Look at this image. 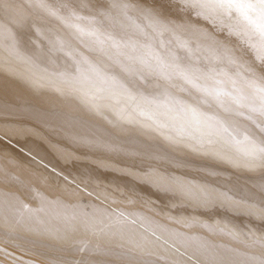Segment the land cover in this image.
Instances as JSON below:
<instances>
[{"label": "bare ground", "instance_id": "bare-ground-1", "mask_svg": "<svg viewBox=\"0 0 264 264\" xmlns=\"http://www.w3.org/2000/svg\"><path fill=\"white\" fill-rule=\"evenodd\" d=\"M125 5L143 29L135 11L163 7L211 30L178 0H0V264H264V166H250L243 145L178 114L162 89L148 88L155 99L138 104L113 98L91 73L71 80L83 72L78 55L126 82L75 27L87 31ZM116 16L102 34L147 43L148 59L170 51L154 36L123 33ZM216 35L250 61L237 37ZM196 49L182 62L203 68L207 54ZM253 119L231 122L264 137V117Z\"/></svg>", "mask_w": 264, "mask_h": 264}, {"label": "snow or ice", "instance_id": "snow-or-ice-1", "mask_svg": "<svg viewBox=\"0 0 264 264\" xmlns=\"http://www.w3.org/2000/svg\"><path fill=\"white\" fill-rule=\"evenodd\" d=\"M181 11L189 17L203 20L208 28L200 27L191 19H169L163 7H143L141 14L154 34L168 33L177 38V47L190 50L193 45L207 54L208 64L203 68L182 58L159 50L151 53L150 46L137 41L129 46L116 42L110 34L104 35L102 43L119 49L117 60L126 82L107 74L87 60L82 63L83 71L93 74L100 83H110L113 98L124 97L131 101L150 104L155 99L145 95L148 88L162 89L172 101L178 114L189 117L191 122L203 126L209 135L214 132L227 133L238 144L252 167L264 166V137H258L251 130H242L231 118L243 116L247 120L255 115L264 117V0H178ZM77 19H81L77 17ZM91 23V22H90ZM82 35L96 36L97 29L75 26ZM217 33L227 37H237L250 61H243L237 50L217 38ZM127 49V50H125ZM181 83L177 84L176 81ZM187 92L191 100H181L173 96L168 88ZM195 92L196 95H192ZM119 102V99H117ZM215 106L223 115H208L206 109ZM171 110V109H170ZM261 133L264 127L256 124ZM211 142V141H209ZM139 247V245H137Z\"/></svg>", "mask_w": 264, "mask_h": 264}, {"label": "rangeland", "instance_id": "rangeland-1", "mask_svg": "<svg viewBox=\"0 0 264 264\" xmlns=\"http://www.w3.org/2000/svg\"><path fill=\"white\" fill-rule=\"evenodd\" d=\"M125 9H123L122 11V14H117L118 16H116L115 14H113L111 12V10H104L101 15H100V20L97 24H94V27L95 29L98 28V26H102L104 25V23L107 21H111L114 16H116V18H121V19H118V23L119 24H125V28H122L123 30V33H128L131 35L132 38H134L135 35L137 36H144V35H151V36H154L156 37L159 42L161 43V46H165L166 48H168L169 50H171V52L175 53L176 55H180L179 52H176L175 50L177 49L176 45L178 43L177 41V38L166 33L164 34L163 36L159 35V34H154L152 32L151 29H143L142 26H140V23H135V26H134V8L129 6V5H125ZM135 14L137 16V18L139 20H141V18H144V16L141 14V12H137L135 11ZM116 22V21H115ZM111 24H113L114 22H109ZM96 25V27H95ZM109 26V25H108ZM112 26V25H111ZM58 26L55 27V29L57 28ZM67 27L70 29V30H75V27H73L71 25V22H69L67 24ZM107 26H105L106 28ZM115 26H112L111 28L113 29ZM99 29V28H98ZM111 29V31H113ZM137 30H139L140 32H136ZM118 33H122L119 29H118ZM122 33V35H123ZM98 34H102V30H98ZM87 38H85V43L86 45L88 46H91L92 48H94L95 50H103V51H106L107 54L105 55L106 56V59L110 62V64H115L117 60H123V56H117V52L119 51V49H116L115 47H109L107 44H104L102 43V41L104 40V35H101V38L99 40H95L92 38V36H86ZM71 41H73L74 39L72 38H69ZM124 40V39H123ZM132 40V39H131ZM57 46V48L61 51H65L67 50L68 46H70V42L69 44L67 45V42L65 39H60V41L58 40H53ZM58 43H57V42ZM117 43L123 45L124 44V41L122 40H118L116 41ZM134 43V41L132 42ZM79 43H77L74 48L76 50V54L79 53V51L81 50L79 47H85V45H82V46H79L78 45ZM131 46V45H130ZM197 46L193 45L192 48L190 50H185V49H182L181 53L182 55L180 56H185L183 57L182 60L186 59V58H194V55H195V52L197 51ZM127 50V49H125ZM184 54V55H183ZM87 59V56L85 57H82V56H78L76 55L75 57H73V60L75 63H77V65L82 69L84 68V65H83V61ZM92 65L94 66H97L99 68L98 65H96V63H92ZM101 69V68H99ZM50 72H53L51 71L50 69H48ZM102 70V69H101ZM55 75L57 76H62L63 75V72H57V73H54ZM86 72H82V71H79V72H76V74H73L70 76L71 80L74 81V82H81L82 80H84L86 78ZM85 81L87 82H90V83H94L92 79L88 78L86 79ZM99 82V81H98ZM102 84H105V83H102ZM108 86V85H107ZM170 91L175 94V95H178V99H181V100H191V97L189 96V94L187 92H180L178 89L176 88H169ZM192 95H196L195 92L192 93ZM105 130H108L106 129L105 127H103ZM109 131V130H108ZM228 138L233 141L229 135H227ZM235 142V141H234Z\"/></svg>", "mask_w": 264, "mask_h": 264}]
</instances>
